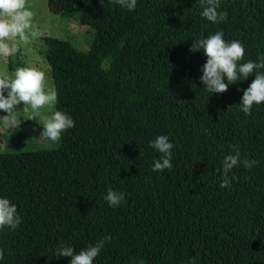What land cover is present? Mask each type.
Listing matches in <instances>:
<instances>
[{
  "label": "trees",
  "instance_id": "trees-1",
  "mask_svg": "<svg viewBox=\"0 0 264 264\" xmlns=\"http://www.w3.org/2000/svg\"><path fill=\"white\" fill-rule=\"evenodd\" d=\"M47 8L92 29L93 42L81 52L42 38L56 107L74 126L55 149L0 154V195L22 218L0 230V264H68L53 257L57 244L79 252L105 235L94 264H264V103L250 116L235 108L253 76L208 96L206 58L190 51L221 30L254 60L264 53V0H222L219 24L199 16V0H137L131 14L111 0ZM23 122L39 134L36 120ZM158 135L174 145L173 167L153 172L159 154L148 142ZM233 148L257 164L236 166L221 189L218 169ZM109 186L125 193L118 207L103 199Z\"/></svg>",
  "mask_w": 264,
  "mask_h": 264
},
{
  "label": "clouds",
  "instance_id": "clouds-1",
  "mask_svg": "<svg viewBox=\"0 0 264 264\" xmlns=\"http://www.w3.org/2000/svg\"><path fill=\"white\" fill-rule=\"evenodd\" d=\"M112 4L126 13H133L137 0H111ZM222 0H199V16L212 24L226 20L227 12L221 10ZM34 12L26 5V0H0V57L15 56L21 42H25L28 32L33 26ZM35 33H33L34 35ZM191 52L202 51L205 62L200 67L199 82L202 90L212 94L225 92L234 83L244 81L249 76L254 79L243 90L239 104L235 106L244 116H250L254 106L264 103V53L253 59H245L244 45L238 39L225 40L221 30L206 36H200L192 41ZM22 104L20 110L15 106ZM57 90L50 75V66L41 67L29 64L17 67L11 74H0V131L8 135L18 129L22 121L36 120L39 123V134L34 140L41 147H49L58 143L63 132L74 126V121L67 113L57 107ZM23 112L26 119H19ZM149 147L159 154L152 162L153 172L170 170L173 143L168 135H158L148 142ZM8 149V143L0 146V154ZM257 161L245 156L233 148L221 160L218 173V187L228 189L231 175L236 166L250 169ZM104 201L110 208L121 205L125 193L109 186L105 189ZM22 223L17 211V205L7 196L0 195V230H15ZM110 240V235L96 240L79 252L66 243H59L53 251L55 258H67L68 264H94L101 254L104 245ZM3 260L0 254V261ZM188 264H195L189 259Z\"/></svg>",
  "mask_w": 264,
  "mask_h": 264
},
{
  "label": "rangeland",
  "instance_id": "rangeland-1",
  "mask_svg": "<svg viewBox=\"0 0 264 264\" xmlns=\"http://www.w3.org/2000/svg\"><path fill=\"white\" fill-rule=\"evenodd\" d=\"M26 5L34 12L33 26L27 34L25 42H21L15 56L0 57V74H11L18 65L22 67L29 64L48 67L43 57L44 46L42 38L45 36L68 41L74 48L81 52H88L93 42V30L87 26L78 25L72 20H63L52 15L47 8V0H26ZM33 33H35L33 35ZM14 68L9 71L8 66ZM107 66V63H104ZM22 104L16 105V110L22 108ZM0 115H4L0 112ZM19 119H26L25 114L21 112ZM37 124L38 121H36ZM36 129L23 121L18 129L9 135L0 131V146L8 143V149L3 153H21L31 150H51L58 146V143L49 147H41L34 140L38 136Z\"/></svg>",
  "mask_w": 264,
  "mask_h": 264
}]
</instances>
